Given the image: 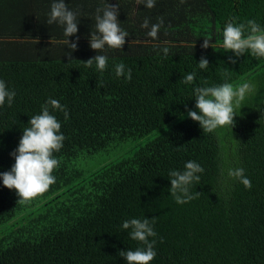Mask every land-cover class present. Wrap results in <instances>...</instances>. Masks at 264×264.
<instances>
[{
  "label": "trees",
  "instance_id": "16d2710c",
  "mask_svg": "<svg viewBox=\"0 0 264 264\" xmlns=\"http://www.w3.org/2000/svg\"><path fill=\"white\" fill-rule=\"evenodd\" d=\"M52 3L0 0V80L16 93L0 106V172L11 170L23 129L49 99L69 113L65 120L49 105L65 140L48 191L18 202L0 178V264H127L119 252L143 247L122 228L132 218L154 221L149 264H264V57L223 48L228 22L264 27V0H156L151 9L136 0H65L79 22L68 38L63 25L47 24ZM107 3H118L129 36L121 50L97 53L90 35ZM159 17L154 40L141 24ZM204 38L214 47L203 49ZM67 39L78 40L76 51ZM97 54L108 57L103 72L83 63ZM201 56L207 69L198 67ZM121 62L130 81L115 74ZM193 72V83H183ZM225 82L255 88L236 109L234 128L203 132L187 115L199 112L194 88ZM188 161L204 168L190 186L200 195L179 204L169 172ZM237 168L251 189L229 177Z\"/></svg>",
  "mask_w": 264,
  "mask_h": 264
},
{
  "label": "clouds",
  "instance_id": "9594fccd",
  "mask_svg": "<svg viewBox=\"0 0 264 264\" xmlns=\"http://www.w3.org/2000/svg\"><path fill=\"white\" fill-rule=\"evenodd\" d=\"M137 4L143 3L147 8L155 7L156 0H136ZM183 2V0H181ZM103 13L102 15L100 13ZM119 5H111L107 3L104 8L97 9L95 17V32L90 35V48L97 53L105 48L122 49L125 44V38L129 33L120 27L118 20ZM58 22L64 26V35L68 38L74 36L78 32L77 13L70 10L65 0H53L51 11L47 20L48 25ZM164 24L163 17L158 18V22L150 25L148 18H145L141 24L142 28L150 30L147 36L154 40L158 38V33ZM210 39L204 38L201 45L203 49L214 47L209 43ZM65 44L71 52L77 50V42H69L67 39ZM158 47V45H154ZM223 48L225 51H231L235 57H240L250 52L252 56L264 57V27H261L255 20H248L245 23H236L235 20L228 22L223 29ZM166 56L169 52L168 47L162 49ZM71 52L66 53L70 62ZM82 62V61H81ZM231 63H236L235 59L230 58ZM86 67L96 65L98 71L103 72L108 67V57L106 55L97 54L95 57L83 61ZM200 69H207L209 61L206 57L201 56L198 63ZM115 74L117 77L125 76L127 80H131V69L125 71L124 63L115 65ZM196 73L187 74L183 78V83L191 84L195 80ZM100 86H103L102 84ZM255 86L249 82H244L234 86L231 83H223L220 85L194 88L195 108L199 110H188L187 115L193 121L198 122L203 132H213L218 127L229 126L235 127L236 109L240 108L246 96L254 91ZM16 93L10 91L6 82L0 80V106L7 101L11 106ZM49 105L53 110H60L64 113L65 120L69 118L66 106L61 105L56 99H49L47 104L42 105L41 114L34 115L30 118L28 125L23 129V135L20 139L18 148L10 155L14 157L15 163L10 171L0 172L3 185L8 189H15L19 197L18 202L30 201L49 190L50 186L56 182L53 175L55 169L59 168L60 160L56 158L54 153L59 152L63 147L65 136L61 132V123L56 116L49 111ZM243 168L230 169L229 177L238 179L246 188L251 189V181L244 175ZM204 168L195 161H188L184 165V171L172 170L169 172L171 195L179 204L187 203L200 195V192L193 194L190 186L193 182H198L203 173ZM152 223L148 218L143 220L132 218L125 220L122 228L131 229L129 235L133 240L142 242L143 247L137 248L135 251H120L119 255L123 257L127 264H149L157 253L154 250L156 241L150 240L157 234L153 229Z\"/></svg>",
  "mask_w": 264,
  "mask_h": 264
}]
</instances>
